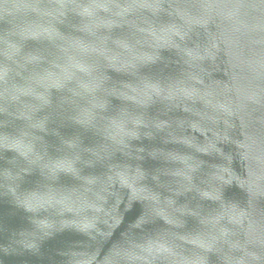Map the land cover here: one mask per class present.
Listing matches in <instances>:
<instances>
[{
    "label": "water",
    "instance_id": "obj_1",
    "mask_svg": "<svg viewBox=\"0 0 264 264\" xmlns=\"http://www.w3.org/2000/svg\"><path fill=\"white\" fill-rule=\"evenodd\" d=\"M0 264H264V0H0Z\"/></svg>",
    "mask_w": 264,
    "mask_h": 264
}]
</instances>
